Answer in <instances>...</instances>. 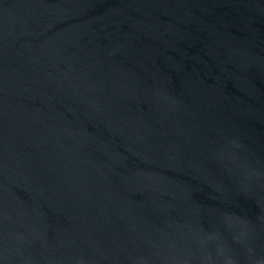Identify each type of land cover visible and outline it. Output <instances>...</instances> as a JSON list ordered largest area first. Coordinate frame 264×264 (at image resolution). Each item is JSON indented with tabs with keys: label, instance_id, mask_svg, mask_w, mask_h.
Masks as SVG:
<instances>
[{
	"label": "water",
	"instance_id": "obj_1",
	"mask_svg": "<svg viewBox=\"0 0 264 264\" xmlns=\"http://www.w3.org/2000/svg\"><path fill=\"white\" fill-rule=\"evenodd\" d=\"M0 264H264V0H0Z\"/></svg>",
	"mask_w": 264,
	"mask_h": 264
}]
</instances>
